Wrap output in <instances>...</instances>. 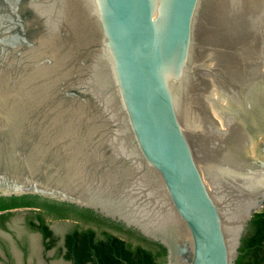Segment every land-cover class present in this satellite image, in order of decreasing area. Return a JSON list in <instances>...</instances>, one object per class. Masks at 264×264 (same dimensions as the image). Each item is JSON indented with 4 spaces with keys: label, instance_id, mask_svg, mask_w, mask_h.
<instances>
[{
    "label": "water",
    "instance_id": "1",
    "mask_svg": "<svg viewBox=\"0 0 264 264\" xmlns=\"http://www.w3.org/2000/svg\"><path fill=\"white\" fill-rule=\"evenodd\" d=\"M25 194L234 264L264 207V0H0V196Z\"/></svg>",
    "mask_w": 264,
    "mask_h": 264
},
{
    "label": "flooded vegetation",
    "instance_id": "2",
    "mask_svg": "<svg viewBox=\"0 0 264 264\" xmlns=\"http://www.w3.org/2000/svg\"><path fill=\"white\" fill-rule=\"evenodd\" d=\"M142 251L153 264H168L161 243L98 211L37 195L0 196V264H147Z\"/></svg>",
    "mask_w": 264,
    "mask_h": 264
},
{
    "label": "trees",
    "instance_id": "3",
    "mask_svg": "<svg viewBox=\"0 0 264 264\" xmlns=\"http://www.w3.org/2000/svg\"><path fill=\"white\" fill-rule=\"evenodd\" d=\"M238 252L234 264H264V207L253 215ZM164 253L162 250L158 256L163 257ZM139 257L147 264L155 262V257L148 251L140 252Z\"/></svg>",
    "mask_w": 264,
    "mask_h": 264
},
{
    "label": "rangeland",
    "instance_id": "4",
    "mask_svg": "<svg viewBox=\"0 0 264 264\" xmlns=\"http://www.w3.org/2000/svg\"><path fill=\"white\" fill-rule=\"evenodd\" d=\"M18 213H20V212H18ZM21 221H22V215H20V214L16 215L14 217V220H13V227L20 226Z\"/></svg>",
    "mask_w": 264,
    "mask_h": 264
}]
</instances>
